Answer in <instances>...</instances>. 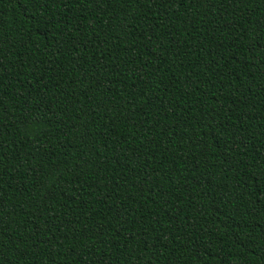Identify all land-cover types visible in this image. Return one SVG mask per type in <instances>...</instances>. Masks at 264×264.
<instances>
[{
  "label": "trees",
  "instance_id": "obj_1",
  "mask_svg": "<svg viewBox=\"0 0 264 264\" xmlns=\"http://www.w3.org/2000/svg\"><path fill=\"white\" fill-rule=\"evenodd\" d=\"M0 264H264V0H0Z\"/></svg>",
  "mask_w": 264,
  "mask_h": 264
}]
</instances>
